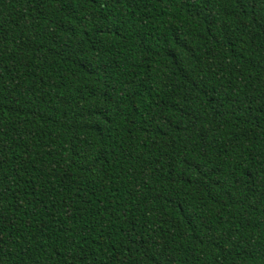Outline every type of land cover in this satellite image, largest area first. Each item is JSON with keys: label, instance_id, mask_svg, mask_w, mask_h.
<instances>
[{"label": "trees", "instance_id": "obj_1", "mask_svg": "<svg viewBox=\"0 0 264 264\" xmlns=\"http://www.w3.org/2000/svg\"><path fill=\"white\" fill-rule=\"evenodd\" d=\"M0 264H264V0H0Z\"/></svg>", "mask_w": 264, "mask_h": 264}]
</instances>
